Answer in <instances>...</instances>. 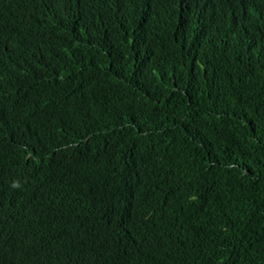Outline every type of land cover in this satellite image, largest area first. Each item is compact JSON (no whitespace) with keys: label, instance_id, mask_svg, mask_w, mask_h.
Masks as SVG:
<instances>
[{"label":"trees","instance_id":"16d2710c","mask_svg":"<svg viewBox=\"0 0 264 264\" xmlns=\"http://www.w3.org/2000/svg\"><path fill=\"white\" fill-rule=\"evenodd\" d=\"M0 240L264 264V0H0Z\"/></svg>","mask_w":264,"mask_h":264},{"label":"clouds","instance_id":"9594fccd","mask_svg":"<svg viewBox=\"0 0 264 264\" xmlns=\"http://www.w3.org/2000/svg\"><path fill=\"white\" fill-rule=\"evenodd\" d=\"M19 255L13 252L8 243L0 240V264H18Z\"/></svg>","mask_w":264,"mask_h":264}]
</instances>
